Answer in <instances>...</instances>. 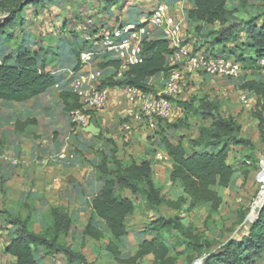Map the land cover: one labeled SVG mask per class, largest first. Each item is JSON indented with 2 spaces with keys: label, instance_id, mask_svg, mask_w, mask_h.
<instances>
[{
  "label": "rangeland",
  "instance_id": "1",
  "mask_svg": "<svg viewBox=\"0 0 264 264\" xmlns=\"http://www.w3.org/2000/svg\"><path fill=\"white\" fill-rule=\"evenodd\" d=\"M26 1L24 3H27ZM116 1L109 5L108 0H37L19 12L15 17L14 26L7 28L5 37H0V63L7 54L16 53L19 46H28L32 50L39 51V65L42 66L45 63L46 70L62 81V84L49 95L51 96L48 99L49 102H43V109L34 113L38 124H31L24 134H17L13 129L17 114L4 123L5 135H7H0V146H2L0 147V209L5 212L0 213V233L4 232L6 237L4 240H0V264L15 263V258L12 260L13 258L11 259L10 256L4 255L7 254L5 253V247L8 245L6 242L12 241L16 231L8 223L10 213H18L23 218L32 213L33 230L37 233L47 234L50 229L47 219L49 210L62 205L72 216L73 229L85 228L92 215L89 208L93 198L86 199V203L85 199L83 200L67 190L68 194H73L74 197L68 195L69 200L62 201L63 194L58 187H55V183H58L55 180L57 175L60 177L62 175L64 179L62 181L64 184H60L62 187H65L67 183L69 185L82 184L84 183L83 179L87 178L95 180L99 176V172L94 161L91 162V157L95 153V162L98 163L101 155L100 149H116V154L119 153L120 156H123L124 161L133 159L132 155L128 153L129 146L132 144L129 142L133 139L136 130L139 131L143 141L149 140L153 144L160 142L162 133L168 134L176 141L179 137L185 136L186 143L190 136H198L200 126L202 124L210 125L211 121H202L194 114H187L182 106L177 104L178 101H190L194 97L200 99L205 97L217 101L223 115L236 117L242 124L241 134L254 139L256 143H254L253 150L237 146L231 151L230 163L235 169V175L227 188H220L223 204L218 213H210V205L189 212L187 211L188 203H185L180 213L181 217H185L187 222L196 229L194 233H201L215 240L216 249L221 248L231 238L242 236L249 229L250 224L259 217L254 218L253 215L257 213L262 201L264 202V144L259 136L258 121L253 111L254 106L242 102L241 97L244 95V91L241 85L247 77L253 76L257 80L264 78L263 60L259 64L258 62L244 61L247 70L242 79L210 77L196 82L190 81L186 77L190 74L186 72L182 81V92L174 100L176 103L174 116L170 120H156L153 124L144 121L139 126H145L143 129H137L136 123H133L134 129L129 134H124L122 127L129 118V111H137V108L131 107L126 102L123 92L119 91L114 96L117 103L114 105L116 115L110 124H102L100 127L99 133L102 138L98 136L96 142L88 143L85 152L78 149L79 140L74 138V135L77 137L79 131L87 125L79 128L71 126L68 112L65 110L60 95L62 91L70 89L72 71L79 65L80 60L77 52L80 49H82L81 52L87 51L90 46H94L93 42L86 41V43L78 31L81 23L88 20H93L95 24H98L97 26L112 25V23L121 21L141 23V21H145L156 4L167 1L164 3L172 8L174 18L184 16L183 39L185 43H190L194 52L200 51L201 48L206 51L209 47L210 43L207 47L200 45L202 43L199 41L200 36L203 35L209 39L210 32L215 35L223 29L222 26L216 24L206 25L202 31H196V25L191 24L186 17L193 0ZM227 1V7L236 11L234 18L227 25L235 22L243 23L242 20L252 17L258 10L254 5L259 4L264 7V0H253L254 5L252 0H249L247 4H242L240 0ZM7 3H9L8 7L0 5V20L3 21L7 20L11 14L8 8H16V4L11 0H7ZM111 11L112 14H108ZM151 34L153 38L164 37L162 30L158 28H155ZM195 38L197 41L194 40ZM245 39L246 35L242 33L237 42H228L225 46L235 49L236 45ZM215 50L218 53H223L222 45H215ZM102 51H104L103 48L100 49V53ZM245 53L247 50L237 51L235 57L240 59L243 55L246 58ZM99 61L100 58L97 56L92 66H98ZM199 74H201L200 76L204 75L203 73ZM114 75L115 71L109 69L106 72V80L109 78L112 81L123 79V77L114 78ZM246 75L248 76L246 77ZM148 82L151 83L152 89L160 84L154 80H148ZM113 90L111 89V91ZM0 104L3 106V112L8 111V108L11 107L10 103L4 101H0ZM13 105H18V102H14ZM177 124L183 125L178 129L169 126ZM118 132L119 139H121L120 145L114 138L115 133ZM126 137H129L128 141L125 140ZM154 138L155 141L152 140ZM58 142L62 144L61 147L57 146ZM135 145L136 140L133 141V146ZM121 151L124 153L121 154ZM61 154H65L67 158L61 159ZM53 167L54 170H51ZM57 170L59 171L57 172ZM245 171L248 174H245ZM157 175L155 177H158L157 180L163 188L162 194L168 199H177L178 187L169 180L166 171L162 169ZM101 183L103 184V182ZM69 191H73V188L70 187ZM128 193L126 192V194ZM137 203V208L130 216L127 226L129 235L123 237L120 243L121 255L119 259L132 256L139 244V239H150L155 234L145 231L153 221L160 217L177 214V211L167 207H152L145 198L138 197ZM262 204L264 205V203ZM74 210L81 211L82 215L76 218ZM249 217L254 219L250 220ZM94 221L98 226H103L101 220L95 218ZM73 231L67 236L61 234L59 240L84 254L87 259L86 264H120L105 251L108 244L107 238L101 241L87 239L82 242V237ZM167 242L171 246L170 256L174 257V264H202L209 256L208 254L197 256L195 249L186 250V247L177 245L173 238H167ZM36 255L43 264H69L63 254L43 257L41 252H38ZM73 264H81V260L78 259ZM139 264H153V257L147 256ZM258 264H264V261H260Z\"/></svg>",
  "mask_w": 264,
  "mask_h": 264
},
{
  "label": "trees",
  "instance_id": "2",
  "mask_svg": "<svg viewBox=\"0 0 264 264\" xmlns=\"http://www.w3.org/2000/svg\"><path fill=\"white\" fill-rule=\"evenodd\" d=\"M11 1L16 4V8H8L11 13L8 19L0 20V37H5L7 28L14 26L16 15L37 0H27V3H24L25 0ZM240 1L242 4L249 3V0ZM116 2L108 0L109 5ZM227 3V0H193V6L189 8L186 17L191 24L196 25V31H202L206 25L219 24L223 27L215 35L210 32L209 39L202 35L205 38L200 45L207 47L210 43L206 49V53L210 55L234 58V61L241 64L242 79L247 70L244 61L259 64L264 60V7L254 5L253 2L258 9L257 13L247 20H242L243 23L227 25L236 12L229 9ZM0 5L8 7L9 3L3 0L0 1ZM108 14H112V11ZM242 33H245L246 39L236 45L235 49L225 46L228 42H237ZM215 45H222L223 53L216 52ZM90 49H93V46H90ZM81 50L77 52L79 59ZM243 50H247L246 58L242 55L237 59L236 52ZM171 52L168 39L163 37L145 39L142 62L131 66L122 80L112 81L109 78V81H103L102 85L111 88L132 86L148 90L150 78L163 73L169 76L174 68L168 63ZM97 54L100 58L98 66L102 69L112 67L116 74L121 62L110 59L108 54H102L100 50ZM39 58V51L28 46H19L16 53H9L2 59L0 100L26 102L62 83L57 76L46 70L45 63L39 65ZM80 67L81 60L75 70ZM241 88L257 96L254 113L258 121L259 136L264 144V78L257 80L253 76L247 77ZM60 96L69 120L70 111L80 106L78 98L69 90L62 91ZM177 104L182 106L185 113L194 114L202 121H211L210 125L202 124L198 136L189 138L188 143L184 140L185 136L179 137L180 139L176 141L166 133L160 135V144L172 162L169 180L181 188L182 196L168 199L162 194L163 188L155 182L154 170L149 160L144 159L140 163L134 159L124 161L117 157L114 149L109 153L102 151L100 161L94 162V165L99 172L97 180L103 184L92 199V215L84 229H73L72 216L63 206L52 207L49 210L47 219L50 229L47 234L33 230L32 213L25 218L18 213H10L8 223L16 231L12 241L5 247V253L15 258L14 264H43L36 255L38 252H41L43 257L63 254L69 264L78 259L81 260V264H86L84 254L59 240L61 234L67 236L73 230L82 237V242L87 239L101 241L107 238L105 251L120 264H139L147 256L153 257V264H174L175 259L170 256L171 246L167 242L169 237L173 238L177 245L186 247V250L195 249L197 256L208 254L202 264H258L264 261V205L258 219L250 224L246 233L238 238H231L219 249L215 248V240L204 234L194 233L196 229L185 217H181L180 213L185 203H188L189 212L210 205V213H218L223 204L220 188H227L235 175V169L230 163L231 151L237 146L253 150L255 144L251 138L241 134L242 124L236 117L223 115L217 101L194 97L190 101H178ZM31 124H38L36 114L25 120H16L14 130L17 134H24ZM182 125L169 126L178 129ZM57 146L60 147V144L57 143ZM245 174L248 172L245 171ZM138 197L145 198L152 207H167L177 211V214L153 221L145 231L155 234L150 239H139L133 255L119 259L120 243L123 237L129 235L127 226L130 216L137 208ZM260 207L253 215L254 218ZM1 212L5 211L0 209ZM95 218L101 220L103 226H98Z\"/></svg>",
  "mask_w": 264,
  "mask_h": 264
},
{
  "label": "built area",
  "instance_id": "3",
  "mask_svg": "<svg viewBox=\"0 0 264 264\" xmlns=\"http://www.w3.org/2000/svg\"><path fill=\"white\" fill-rule=\"evenodd\" d=\"M141 23H112V25L97 26L93 20L80 24L78 31L87 42H93V49L81 52V67L72 71L69 91L74 93L80 104L69 113L72 127L79 128L88 125L91 115L107 107L112 96L122 91L126 102L136 110H132L122 129L129 134L134 129L137 119L170 120L175 114L174 100L182 92V81L186 72L203 73L210 77H228L240 79L243 73L241 64L227 56H213L206 51L194 52L189 43H185L183 28L184 17L174 18L172 8L164 2L155 5ZM116 22V21H115ZM104 24V23H103ZM158 28L168 39L172 48L168 59L175 67L170 71L164 88L143 90L132 86L102 85L106 80V72L99 66H92L101 48V53L108 54L112 60L121 62V67L114 75L124 77L131 66L143 60V42L153 38L152 31ZM98 50V52H97ZM264 63V60H263ZM177 65H180L177 68ZM114 70V69H113ZM119 87V88H117ZM145 117V118H144ZM16 162V161H15ZM198 264V263H197Z\"/></svg>",
  "mask_w": 264,
  "mask_h": 264
},
{
  "label": "crops",
  "instance_id": "4",
  "mask_svg": "<svg viewBox=\"0 0 264 264\" xmlns=\"http://www.w3.org/2000/svg\"><path fill=\"white\" fill-rule=\"evenodd\" d=\"M192 6H193V4L191 5V7ZM128 23H131V22H128ZM202 37L203 36L199 37L200 38L199 41H202L204 39ZM194 40L197 41L196 38ZM202 49H204V48H202ZM168 61H169V59H168ZM168 63L171 66L175 67V65H172L170 62H168ZM179 66L180 65H177V68ZM188 74H190V75H187L186 77H188V79L190 81L193 80V81H196V82H200V81H202L205 78H208V79L210 78V76L208 77L207 75L206 76H204V75L200 76L201 74H199V73H190V72H188ZM167 77H168L167 74L163 73V74L154 76V77L150 78L149 80L150 81L154 80L155 82L160 83L159 86L155 88V89L158 90V89L164 88V85H165ZM61 84L62 83L56 84L54 87H52L49 90H47V92H45L44 94H42V95H40V96H38L36 98H33V99L29 100V101L18 102V105H13L14 102H8V101L0 100V101H4V102H7V103L11 104V107H9L8 111H6V112H3V106H2V104H0V127H1L0 135H2V134H3V136L7 135V134L5 135V125H4V123L7 122V120H10V119L14 118V114L15 115L17 114L16 118L14 119L15 120L14 124H15L16 120H18V119L25 120L28 117H33L34 113L38 112V110H42L43 109V105H44L43 102L44 101L45 102H49L48 99L51 98V96H49V95L52 94L54 89L59 87ZM149 85L152 88L151 83H149ZM243 91H244V95H242V97H241L243 104H246V105L250 104V105L254 106L253 107V111H255L256 110L255 109L256 108V104H257V96L254 93H252V92H250L248 90H244L243 89ZM108 104L109 105L107 106V108H105V109H103V110L91 115L92 119L89 120V123H88V125L86 127L82 128L79 131L77 137L74 135V138L79 140L78 149H80L81 152H85L86 147L88 146V143L92 144L93 142H96L98 140V136H100L102 138V135L99 133V131L101 129L100 127L102 126V124L103 125L110 124L112 122V118L116 115V111H115L114 105H116L117 103H116V99L114 98V95L112 96V99L110 100V102ZM8 106H10V105H8ZM130 112H132V110L129 111V114H130ZM144 121L148 122L149 120L140 118V119H137L134 122V123H136L137 129H141V128L143 129L145 127V126L144 127H139V126L142 125V122H144ZM149 122H151V121H149ZM151 124H153V122H151ZM13 129H14V125H13ZM14 132H15V130H14ZM124 134H126V133H124ZM87 136H89V137H87ZM195 137H197V136H190L189 138H195ZM71 138L73 139V137H71ZM114 138H115V141L117 142V144L120 145L121 144V139H119V132L115 133ZM128 138L129 137H126L125 140L128 141ZM179 139H177V140H179ZM135 140H136V145L133 146V141H135ZM152 140L155 141L156 139L154 138ZM184 140L186 141V138H184ZM252 140H253L254 143H256V141L254 139H252ZM58 143L60 144V147H61L62 144L60 142H58ZM129 143H132L131 146H129L130 149H129V152H128L130 155H132L131 158L136 160L138 163H140L144 159L149 160L151 162L153 170H154L155 182L159 186H162L161 183L157 180L158 177H155V175L158 176L157 174H160V171L162 169H164L166 171L168 177H169V172L172 169V162L168 158V155L164 151V149H163L162 145L160 144V142L159 143L157 142V144H155V143L153 144L152 142L150 143L149 140L143 141V138L140 137V135H139V131L136 130L135 133H134L133 139ZM0 147H2V146H0ZM113 148H115V147H113ZM100 150H101V152L104 151V152H107V153H109L111 151V149H107V148L100 149ZM114 150H115V153H116L117 150L116 149H114ZM120 153L123 154L124 151H121ZM61 156H62L61 159L67 158V157H65L66 156L65 154H61ZM117 157L119 159H122V160L124 159V157L120 156L119 153H118ZM91 158H92L91 162L92 161L95 162L96 154L94 153L93 157H91ZM92 169H94V168H92ZM51 170H54V167ZM58 171L59 170H57V172ZM57 176L58 177H56L55 180L58 183H55V187H58V189L61 190L60 192H61V194H63V197H64V198L62 197L61 200L62 201H66V202L69 200L68 195H69V197H70V195H72V197H74L73 194H76L77 197H81V199H83V200L85 199V202L87 203L86 199L89 198L91 200L98 193V191L101 188V184H102L101 181L97 180V178L95 180H92V179L90 180L89 178H87L85 180L83 179L84 183H82V184L76 183V185H74V184L69 185L67 183L65 185V187H62V186H60V184L62 183V181L64 179H63L62 175H61V177H60V175H57ZM62 184H64V183H62ZM70 187L73 188V191H69ZM67 190H68L69 193H73V194H68ZM182 195H183V193L181 191V188L178 187V189H177V198L182 196ZM91 203H92V201H90V208H89L90 212L92 211ZM60 206H62V205H60ZM75 211L76 210H74V212ZM74 212H72V213H74ZM76 212L74 213V216L76 218H79L80 215H82V213H81V211H76ZM5 237H6V234L4 232H1L0 233V240H4ZM6 244H9V241L6 242ZM2 253L4 254V251ZM4 255L10 256V258L11 259L13 258L12 260H14L13 256H11L9 254L8 255L4 254Z\"/></svg>",
  "mask_w": 264,
  "mask_h": 264
},
{
  "label": "water",
  "instance_id": "5",
  "mask_svg": "<svg viewBox=\"0 0 264 264\" xmlns=\"http://www.w3.org/2000/svg\"><path fill=\"white\" fill-rule=\"evenodd\" d=\"M263 203H264V202H263ZM262 208H263V204L261 205V207H260V209H259V212H258L257 216H259V214H260Z\"/></svg>",
  "mask_w": 264,
  "mask_h": 264
},
{
  "label": "bare ground",
  "instance_id": "6",
  "mask_svg": "<svg viewBox=\"0 0 264 264\" xmlns=\"http://www.w3.org/2000/svg\"><path fill=\"white\" fill-rule=\"evenodd\" d=\"M263 200H264V199H263ZM262 203H263V201H262ZM262 203H261V205H262ZM258 212H259V211H258ZM249 219L252 220V218H250V217H249Z\"/></svg>",
  "mask_w": 264,
  "mask_h": 264
}]
</instances>
